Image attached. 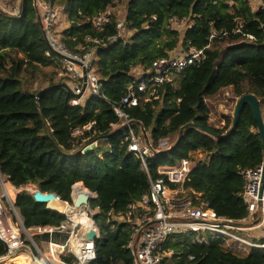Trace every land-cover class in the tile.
Here are the masks:
<instances>
[{
  "label": "trees",
  "instance_id": "trees-1",
  "mask_svg": "<svg viewBox=\"0 0 264 264\" xmlns=\"http://www.w3.org/2000/svg\"><path fill=\"white\" fill-rule=\"evenodd\" d=\"M114 1L54 0L69 15V28L62 35L68 48L77 51L81 45L93 46L86 44L88 37L106 40L117 36L120 17L116 14L99 29L87 22L88 18L113 7ZM125 11V30L131 35L100 46L96 54L94 70L103 84V94L110 101L119 102L125 96L138 67L150 66L180 45L190 43L202 49L209 44L214 29L230 32L223 39L213 40L203 64L181 75L176 94L169 91L175 100L181 99L179 106L165 100L130 110L132 118L144 126L153 141L176 142L181 128L190 123L224 135L233 118L224 116L225 124L215 126L207 99L227 89L237 99L255 95L264 115V35L260 30L264 11L256 10L251 0H128ZM172 17L186 19L192 25L184 31L169 29ZM238 18L244 21L245 32L255 36L257 42L231 34ZM47 51L48 44L31 0H26L21 19L0 12V170L18 188L36 185L43 193H55L63 201H71L72 187L78 183L97 193L98 199L92 205L100 207V213L93 216L99 239L97 260L92 264H133L126 249L130 229L126 225L112 229L106 214L125 211L146 194L148 175L142 170L141 161L128 151L124 129H111L118 119L106 101L89 97L82 105L72 106L74 96L63 88L45 92L38 99L42 90L60 83L55 80L36 91L32 89L31 81L38 72L56 66ZM91 123L102 133L93 140L104 138L101 142L108 145V150L102 151L99 146L83 154L82 141L73 138L72 131ZM199 151L209 154L210 160L196 166L186 188L201 194L202 201L220 217L246 220L250 212L242 197L243 173L264 162L258 125L250 107H243L237 130L226 139H216L194 127L186 129L170 153L148 161L150 173L153 178L159 177L157 168L162 163L175 164ZM15 205L27 227L60 226L66 221L62 214L48 210L27 192L15 199ZM175 238L168 246L175 251V264H264L263 249L252 248L240 256L212 235H208V243L204 244L192 241L190 235ZM60 239L56 237L57 241ZM5 253L6 247L0 241V256ZM189 256L195 259L190 260Z\"/></svg>",
  "mask_w": 264,
  "mask_h": 264
},
{
  "label": "built area",
  "instance_id": "built-area-1",
  "mask_svg": "<svg viewBox=\"0 0 264 264\" xmlns=\"http://www.w3.org/2000/svg\"><path fill=\"white\" fill-rule=\"evenodd\" d=\"M31 2L48 44L47 56L56 61L54 78L60 83L68 84L73 91L74 99L71 105L80 106L89 97L106 101L118 119L116 124H112L111 129L113 131L124 129L128 151L141 161L142 170L148 175L149 190L146 194L130 204L125 211H110L106 214L107 224L112 229L115 230L120 225H126L130 229L131 236L126 249L132 256L133 264H175L173 262L175 251L168 246L176 241L177 235H196L194 242L200 244L208 243V235H212L224 241L226 248L235 254L242 250L249 253L252 248L264 250V243H257L249 235V231L253 229H264V194L260 198L263 165L243 173L245 188L242 197L247 202L249 217L244 221L220 217L208 203L202 201L201 194L185 186L196 166L209 162L210 155L204 153L206 155L204 159L203 153L199 151L175 164L158 166L159 177L153 178L148 161L172 149L176 142L171 139L153 141L144 126L136 122L130 113L132 108L165 100L170 105L179 106L181 99L175 100L169 95V91L176 94L180 90L181 75L187 69L203 64L207 60V51L212 48L213 40L223 39L230 32L214 29L206 47L198 49L188 43L169 56L154 60L150 66L138 67L132 74L133 79L127 86L125 96L116 102L110 101L103 94V84L94 68L98 48L107 46L108 42H113L118 37L124 38L126 16L120 18L116 24V37L106 40L88 37L86 44L92 43L93 46L81 45L77 47V51H72L63 37L57 34L59 32L57 22L65 12L64 8L57 6L54 0ZM121 2L122 0H115L113 7L88 18L87 22L97 29L104 27L111 22ZM25 5L26 0H0V12L8 17L21 19ZM251 5L256 10L264 11V0H251ZM184 22H190L188 27H191V21L172 17L168 28L180 30ZM260 30L264 35V23L261 24ZM231 34L251 42L258 41L255 36L245 32V23L241 18L236 20V27ZM76 95L82 97L77 99ZM93 126L91 123L76 127L72 131V137L82 141L83 154L87 148L99 147L104 139L100 137L93 140L96 135H102ZM197 153L202 155L200 159L194 157ZM78 184L72 187L70 202L63 201L57 195L58 201L67 204L73 209L72 212L77 211L76 215L68 212L63 214L54 209V212L66 218L62 225L27 227L15 205V199L23 193V189L14 186L0 170V241L6 247V253L0 256V263L17 258H23L24 264H92L97 260L96 241L86 240L84 234L96 231L99 236L93 214L90 213L98 195L83 185L84 192L75 196ZM81 194L87 195L90 202L76 208L75 202ZM96 208L100 211V207ZM258 215L260 217L257 222L248 226L247 221L254 220ZM78 216L83 219H79ZM244 235H248L249 240ZM57 236L61 237V241L56 240ZM177 259L180 260L181 257ZM189 259L194 260L195 257L189 256Z\"/></svg>",
  "mask_w": 264,
  "mask_h": 264
},
{
  "label": "rangeland",
  "instance_id": "rangeland-1",
  "mask_svg": "<svg viewBox=\"0 0 264 264\" xmlns=\"http://www.w3.org/2000/svg\"><path fill=\"white\" fill-rule=\"evenodd\" d=\"M128 0H122L120 7L118 8L116 15L119 16L120 18H123L126 16V4ZM58 6V5H57ZM60 7V6H59ZM63 8V7H62ZM68 13L64 12L63 15L61 16V19L57 22L58 26V31L57 34L60 37V35H63V32L69 28L70 22L68 20ZM190 25V22H184L181 27V31H184L187 29V27ZM131 35V32L125 30L124 32V37L127 38ZM181 47V45H180ZM19 57H21L19 55ZM55 72H54V67H48L42 69V71L38 72V76L34 78V80L31 81L32 83V89L33 91H36L40 88L48 86L49 83L55 81L54 78ZM27 80H31V76H25ZM240 99V98H239ZM235 96H233V93L230 89H227L223 91L221 94L214 98H209L207 99V103L209 104V107L211 109V121L215 126H223L225 124L224 116H231L233 118L235 107L237 104V101L239 100ZM263 111H264V105H263ZM100 146L102 151L108 150V145L104 142H100ZM203 158H206V155L203 153ZM201 154L197 153L194 155L196 159H200ZM166 165L165 163H162L160 166ZM9 187V186H8ZM23 192H27L30 194H33L36 190H38V186L36 185H29L26 187H23ZM90 213L93 214V216H96L97 214L100 213L99 210H97L94 205H92V208L90 210ZM259 215L255 216L254 220L249 219L247 221L248 226H252L254 222H257L259 219ZM249 235L251 238H257L255 239L257 243H264V229H258L253 231H249ZM244 237L249 240L248 235H244ZM191 240L194 241L196 239V235L190 236ZM240 256H244L247 254L246 251H239L237 253Z\"/></svg>",
  "mask_w": 264,
  "mask_h": 264
},
{
  "label": "water",
  "instance_id": "water-1",
  "mask_svg": "<svg viewBox=\"0 0 264 264\" xmlns=\"http://www.w3.org/2000/svg\"><path fill=\"white\" fill-rule=\"evenodd\" d=\"M72 62L79 64L78 62L70 59ZM80 65V64H79ZM86 88V81H85V86ZM58 88H63L65 89L67 92L73 94L72 89L70 88V86L66 83H58L52 87H48L45 88L44 90H42L39 94H38V99L40 98V96L45 93L48 92L52 89H58ZM77 99L81 98L82 95H76L75 96ZM245 105H248L250 107V109L253 112L255 121L258 125V131H259V136L261 139V143L263 146V155H264V115L262 113L261 110V105H260V101L258 100V98L255 95L252 94H246L244 96H242L236 104L235 107V111H234V115H233V121H232V126L230 128V130L228 132H226L224 135H218L216 133H214L213 131L209 130V129H205L202 126H200L199 124L196 123H190L186 126H184L183 128H181L180 130V134L179 137L175 143V146L172 148L174 149L181 141L186 129L194 127L197 128L203 132H205L207 135H210L216 139H226L229 136H231L238 128L239 122H240V117H241V113H242V109ZM172 149L166 151V153H170L172 151ZM92 151V148H87L85 150V153ZM262 188L260 191V198L263 197L264 194V162H263V178H262ZM33 198L35 199V201L37 203H41V204H45L47 206V209L50 211H53L54 208H52V206H50V203L52 202H57L58 201V197L57 194L55 193H43L41 190H36L33 194ZM90 202V199L87 195L81 194L78 196L76 202H75V207L76 208H80L82 205H86ZM84 238L86 240H92V241H97L99 239L98 233L96 231H91L89 233L84 234Z\"/></svg>",
  "mask_w": 264,
  "mask_h": 264
},
{
  "label": "bare ground",
  "instance_id": "bare-ground-1",
  "mask_svg": "<svg viewBox=\"0 0 264 264\" xmlns=\"http://www.w3.org/2000/svg\"><path fill=\"white\" fill-rule=\"evenodd\" d=\"M84 192V187L83 185L81 184H78L75 188V196ZM50 206H52V208L56 209L57 211H59L60 213H71V215H76L77 214V211H73V209H70L69 206L61 201H57V202H52L50 203ZM79 219H83L81 216H78ZM84 222V220H83ZM12 260H15V259H8L4 262H1L0 264H3V263H7V262H10ZM17 262H19L20 264H24L25 260H23V258H17L16 259Z\"/></svg>",
  "mask_w": 264,
  "mask_h": 264
}]
</instances>
